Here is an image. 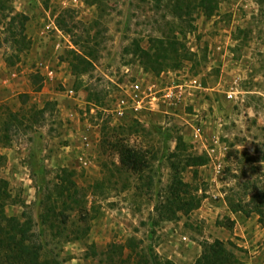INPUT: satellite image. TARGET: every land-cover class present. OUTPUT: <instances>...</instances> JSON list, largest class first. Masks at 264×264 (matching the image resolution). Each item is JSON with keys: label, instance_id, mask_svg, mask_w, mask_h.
Instances as JSON below:
<instances>
[{"label": "rangeland", "instance_id": "1", "mask_svg": "<svg viewBox=\"0 0 264 264\" xmlns=\"http://www.w3.org/2000/svg\"><path fill=\"white\" fill-rule=\"evenodd\" d=\"M194 4L1 0L2 210L32 216L40 259L134 264L152 251L193 264L205 241L219 239L239 264H264V0H217L209 16ZM17 13L28 16L22 50L9 30ZM157 37L177 42L176 67L141 63L136 48ZM71 51L90 61L88 71L73 73ZM180 138L184 198L198 205L160 219ZM122 147L140 156L139 169L122 162ZM194 155L205 163L184 165ZM64 169L75 201L55 196L44 222L45 195Z\"/></svg>", "mask_w": 264, "mask_h": 264}, {"label": "trees", "instance_id": "2", "mask_svg": "<svg viewBox=\"0 0 264 264\" xmlns=\"http://www.w3.org/2000/svg\"><path fill=\"white\" fill-rule=\"evenodd\" d=\"M1 2V0H0ZM194 5L200 7L205 15H212L217 7V0H194ZM181 4L180 2L174 3L173 16L180 19L181 16ZM28 20V16L23 13H17L10 17L9 30L14 41L22 44L19 50L28 46V41L24 33L25 24ZM189 26L192 24L189 20ZM17 30H13L17 27ZM137 53L140 56L141 63L146 69H150L155 72H160L163 68L178 65V60L170 62V58L173 54H179V46L175 40L168 41L163 38H153L150 46L145 48H136ZM73 58L77 61L76 64H72V71L75 74L83 73L88 71L91 66L90 61L74 51ZM173 54H172V53ZM31 76L35 79L33 83H38L37 86L33 87L34 91H39L43 78L38 72L31 73ZM51 102H45L41 111L43 112L47 105ZM179 146L175 151L171 152L170 167L172 169V177L167 185V192L163 196V200L160 201L156 206L155 210L158 213L160 219H175L178 211L187 213L192 208L198 205V200L194 201L193 197L189 199L184 198V195L188 193V184L183 181L181 176V153L183 149L181 138L178 141ZM122 162L124 164L131 165L133 169H139L140 167V156L131 150L122 147ZM176 158L177 160H174ZM184 165H198L203 164L206 158L202 155L188 156L184 159ZM68 173V174H67ZM65 174V175H64ZM64 174L60 176V181L54 184L53 189L50 190L46 195L43 202V213L42 220L44 222L49 221L51 213L55 212L52 203L55 196L56 198L63 197L64 195L73 201L75 198V184L71 179L70 172L64 169ZM6 194L2 186H0V264H62L57 258L40 259L42 252V243L37 239L35 233L34 221L32 216L23 212L22 218L16 216H6L2 210L3 201ZM264 199V192L262 194ZM239 206H231V209L238 211ZM141 255V254H140ZM142 256V255H141ZM143 262H135L134 264H176L170 259H161L158 254L151 251L150 254L143 252L141 258ZM193 264H239L234 254L225 246L223 241L214 239L211 242L205 241L202 244V251L196 257Z\"/></svg>", "mask_w": 264, "mask_h": 264}, {"label": "built area", "instance_id": "3", "mask_svg": "<svg viewBox=\"0 0 264 264\" xmlns=\"http://www.w3.org/2000/svg\"><path fill=\"white\" fill-rule=\"evenodd\" d=\"M134 88H135V89H138L139 86L136 84V85L134 86ZM163 96H164V98H166V99H168V100H172V99H174V97H175V93H174L173 90L168 89L167 92H165ZM138 102H139V101H138ZM135 108L138 109V110H141V109H142V105H140L139 103H137V105L135 106Z\"/></svg>", "mask_w": 264, "mask_h": 264}]
</instances>
